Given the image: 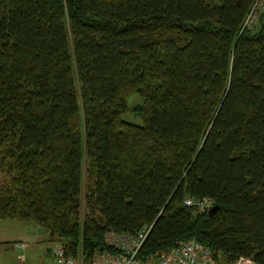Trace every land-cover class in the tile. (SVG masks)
I'll return each instance as SVG.
<instances>
[{
  "label": "trees",
  "instance_id": "16d2710c",
  "mask_svg": "<svg viewBox=\"0 0 264 264\" xmlns=\"http://www.w3.org/2000/svg\"><path fill=\"white\" fill-rule=\"evenodd\" d=\"M254 3L0 0V222L33 223L84 264L115 252L108 233L150 225L139 258L196 241L220 264H264Z\"/></svg>",
  "mask_w": 264,
  "mask_h": 264
},
{
  "label": "built area",
  "instance_id": "2783aa9c",
  "mask_svg": "<svg viewBox=\"0 0 264 264\" xmlns=\"http://www.w3.org/2000/svg\"><path fill=\"white\" fill-rule=\"evenodd\" d=\"M256 12H264V0H255L244 26L248 27L251 25ZM183 205L204 212L209 211L213 207V202L209 198H185ZM150 230L151 225L142 227L134 235L115 232L108 233L105 236V245L114 249L115 252H96L90 264H220L218 257L209 248L196 241L184 242L161 252L159 255L157 254L146 259L139 258L143 243ZM23 244H16V248L23 249L25 247ZM64 250L62 245L58 244L56 246L53 259L54 264H82L81 259L66 254ZM232 264L258 263L251 258L239 257Z\"/></svg>",
  "mask_w": 264,
  "mask_h": 264
},
{
  "label": "rangeland",
  "instance_id": "374dc122",
  "mask_svg": "<svg viewBox=\"0 0 264 264\" xmlns=\"http://www.w3.org/2000/svg\"><path fill=\"white\" fill-rule=\"evenodd\" d=\"M259 12L255 13V17L253 19V22L250 26H253L256 24V21L258 19ZM141 98L137 94H132L127 99V103L129 106L136 105L141 103ZM123 119L126 121H130L133 123L140 124L141 118L140 117H134L130 116L128 114L123 115ZM6 179L4 177H0V187H3V185L6 183ZM200 212V211H199ZM30 232L31 236H34L33 241H21L20 243H24L23 245L26 247L23 248L24 251H22L20 254L24 255V260H20V258H17L18 252L16 253V259L15 254L9 249L7 254L11 258V262H16V264H54V253L56 246L58 245V239L51 237L48 232L41 230L39 227H37L33 223H20L19 221L15 220H8V221H2L0 222V245L3 244H11L16 248L17 242L7 241L3 243V239H14L20 237V236H27V234ZM28 244V246H27ZM21 248V247H20ZM166 251V250H165ZM164 252V251H162ZM161 252L158 253V255ZM157 255V254H156ZM153 255V256H156ZM151 257V256H149ZM148 258V257H147ZM81 259L82 264H84V259L81 254L79 257ZM12 263H6V264H12ZM86 264V263H85Z\"/></svg>",
  "mask_w": 264,
  "mask_h": 264
},
{
  "label": "crops",
  "instance_id": "0c3cea01",
  "mask_svg": "<svg viewBox=\"0 0 264 264\" xmlns=\"http://www.w3.org/2000/svg\"><path fill=\"white\" fill-rule=\"evenodd\" d=\"M34 239H35L34 236H31V234L28 233L27 236H24L23 235V236L18 237L17 238V241H16V238H14V239H7V240L6 239H3V243H5L7 241H12V242H21V241H27V240L33 241ZM7 243H9V242H7ZM27 246H28V244H27ZM9 249L15 254V259H16V253L17 252L19 253L17 255V258H19L20 253L22 252L21 250H16L15 247L11 244V242L9 244L0 245V264H6L8 262L9 263H12L11 262V258L7 254V252H8ZM12 264H16V262H13Z\"/></svg>",
  "mask_w": 264,
  "mask_h": 264
},
{
  "label": "water",
  "instance_id": "95a60500",
  "mask_svg": "<svg viewBox=\"0 0 264 264\" xmlns=\"http://www.w3.org/2000/svg\"><path fill=\"white\" fill-rule=\"evenodd\" d=\"M219 207L218 206H213L210 210H209V215L212 216L218 209Z\"/></svg>",
  "mask_w": 264,
  "mask_h": 264
}]
</instances>
